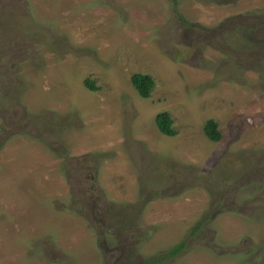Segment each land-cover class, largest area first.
<instances>
[{
	"label": "rangeland",
	"instance_id": "374dc122",
	"mask_svg": "<svg viewBox=\"0 0 264 264\" xmlns=\"http://www.w3.org/2000/svg\"><path fill=\"white\" fill-rule=\"evenodd\" d=\"M158 258L264 264V0H0V264Z\"/></svg>",
	"mask_w": 264,
	"mask_h": 264
},
{
	"label": "trees",
	"instance_id": "16d2710c",
	"mask_svg": "<svg viewBox=\"0 0 264 264\" xmlns=\"http://www.w3.org/2000/svg\"><path fill=\"white\" fill-rule=\"evenodd\" d=\"M131 82L134 86V88L138 91L140 96L143 98H149L152 95V92L155 88V81L153 77L149 74H143V73H134L131 77ZM85 86L93 91H96L99 89V86H97L91 79H86L84 81ZM155 122L157 124V127L159 130L167 135V136H174L176 134V130L173 126V118L172 116L166 112H160L156 115ZM204 133L205 135L213 142H219L221 141L223 135L222 131L219 128V124L217 121L213 119H209L204 124ZM202 224V221H198V223L195 225V227L192 228V233H194L198 228H200ZM186 247V242L181 241L179 244L174 246L170 252L167 253L165 258L174 257L179 252H181ZM161 258V257H159ZM152 259L150 261H147L145 264H155L159 260ZM163 259V258H161Z\"/></svg>",
	"mask_w": 264,
	"mask_h": 264
}]
</instances>
